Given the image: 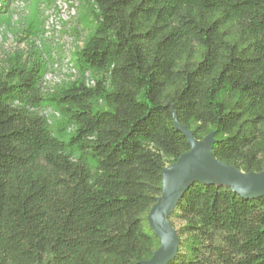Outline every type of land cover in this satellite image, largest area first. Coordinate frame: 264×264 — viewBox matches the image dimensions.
Masks as SVG:
<instances>
[{
	"label": "trees",
	"instance_id": "16d2710c",
	"mask_svg": "<svg viewBox=\"0 0 264 264\" xmlns=\"http://www.w3.org/2000/svg\"><path fill=\"white\" fill-rule=\"evenodd\" d=\"M93 2L77 65L100 78L51 100L60 136L44 115L42 56L0 73V264L151 260L163 171L190 150L174 112L197 140L215 133L219 161L264 172V0ZM169 222L180 240L169 264H264V198L195 184Z\"/></svg>",
	"mask_w": 264,
	"mask_h": 264
},
{
	"label": "rangeland",
	"instance_id": "374dc122",
	"mask_svg": "<svg viewBox=\"0 0 264 264\" xmlns=\"http://www.w3.org/2000/svg\"><path fill=\"white\" fill-rule=\"evenodd\" d=\"M41 2L42 0H34L28 11L14 10L0 16V73L5 74L18 62L28 61L30 56H42L45 72L41 88L48 98L44 112L57 136H60L58 128L67 119L51 100L62 89L80 80L87 86L95 87L100 78L93 72L81 73L77 65L78 53L95 31L96 21L92 13L96 7L92 0L83 1L79 17L71 27L58 35H48L39 9ZM74 131L69 127L61 139L69 140Z\"/></svg>",
	"mask_w": 264,
	"mask_h": 264
},
{
	"label": "water",
	"instance_id": "95a60500",
	"mask_svg": "<svg viewBox=\"0 0 264 264\" xmlns=\"http://www.w3.org/2000/svg\"><path fill=\"white\" fill-rule=\"evenodd\" d=\"M173 121L175 128L187 139L190 150L163 171L162 196L147 217L161 246L151 260L141 264H169L177 257L180 240L169 218L191 186H225L244 199L264 198V172L247 174L219 161L213 154L215 133L203 140H197L192 131L179 123L175 112Z\"/></svg>",
	"mask_w": 264,
	"mask_h": 264
},
{
	"label": "bare ground",
	"instance_id": "6f19581e",
	"mask_svg": "<svg viewBox=\"0 0 264 264\" xmlns=\"http://www.w3.org/2000/svg\"><path fill=\"white\" fill-rule=\"evenodd\" d=\"M34 0H13L11 11H28ZM85 0H42L40 12L48 35H58L79 17Z\"/></svg>",
	"mask_w": 264,
	"mask_h": 264
},
{
	"label": "built area",
	"instance_id": "2783aa9c",
	"mask_svg": "<svg viewBox=\"0 0 264 264\" xmlns=\"http://www.w3.org/2000/svg\"><path fill=\"white\" fill-rule=\"evenodd\" d=\"M92 1H93V0H92ZM93 4H94V2H93ZM88 87L92 88L91 86H88ZM44 115L46 116V112L44 113Z\"/></svg>",
	"mask_w": 264,
	"mask_h": 264
}]
</instances>
